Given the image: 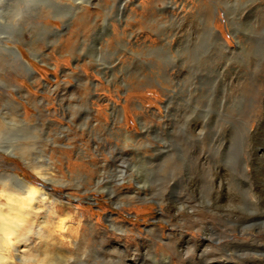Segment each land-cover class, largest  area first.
Instances as JSON below:
<instances>
[{
  "label": "clouds",
  "instance_id": "obj_1",
  "mask_svg": "<svg viewBox=\"0 0 264 264\" xmlns=\"http://www.w3.org/2000/svg\"><path fill=\"white\" fill-rule=\"evenodd\" d=\"M264 0H0V264H264Z\"/></svg>",
  "mask_w": 264,
  "mask_h": 264
},
{
  "label": "bare ground",
  "instance_id": "obj_2",
  "mask_svg": "<svg viewBox=\"0 0 264 264\" xmlns=\"http://www.w3.org/2000/svg\"><path fill=\"white\" fill-rule=\"evenodd\" d=\"M260 127V126H259ZM258 127V128H259ZM264 129V128H263ZM258 129H257V135H260V134H258ZM261 132H262V130H261ZM264 132V131H263ZM260 133V132H259ZM263 134V133H262ZM258 138V137H257ZM262 139H263V137H262ZM260 140V139H259ZM260 142H261V140H260ZM259 142V143H260ZM258 143V144H259ZM258 146V145H257ZM259 149H257V156L259 157V156H261V154H264V145L262 146L261 145V147H258ZM258 167L260 168V171H259V173H258V175H257V180H258V183H261V184H264V158H262L261 160H260V163H259V165H258Z\"/></svg>",
  "mask_w": 264,
  "mask_h": 264
},
{
  "label": "rangeland",
  "instance_id": "obj_3",
  "mask_svg": "<svg viewBox=\"0 0 264 264\" xmlns=\"http://www.w3.org/2000/svg\"><path fill=\"white\" fill-rule=\"evenodd\" d=\"M264 126H260L259 128H258V131L260 132H258V134H260V135H257V133H255V135H254V140H255V145H256V148L257 149H259L258 147H261V145L263 146L264 145ZM261 130H262V132H261ZM257 132V131H256ZM263 133V134H262ZM258 137V138H257ZM262 137H263V139H262ZM261 140V142H260V140ZM260 142V143H259ZM259 143V144H258ZM258 145V146H257Z\"/></svg>",
  "mask_w": 264,
  "mask_h": 264
}]
</instances>
